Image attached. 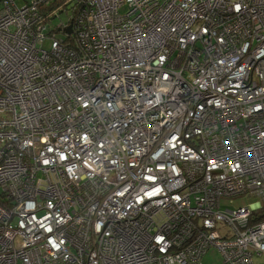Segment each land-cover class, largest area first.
<instances>
[{"label":"built area","instance_id":"1","mask_svg":"<svg viewBox=\"0 0 264 264\" xmlns=\"http://www.w3.org/2000/svg\"><path fill=\"white\" fill-rule=\"evenodd\" d=\"M46 2L0 8V264H254L264 0Z\"/></svg>","mask_w":264,"mask_h":264},{"label":"rangeland","instance_id":"2","mask_svg":"<svg viewBox=\"0 0 264 264\" xmlns=\"http://www.w3.org/2000/svg\"><path fill=\"white\" fill-rule=\"evenodd\" d=\"M67 18V15L63 12L59 16H56L53 19V24L57 25L61 21H65ZM44 48H47L49 46V42H46V44H42ZM256 201L261 202V200L254 196H239L232 198V201L229 199H223L222 200V208H236V206L239 205H247L252 208V205ZM259 217H264V205H262L261 209L258 211ZM222 260V256L218 250H209L206 252V254L203 256V262L204 264H219ZM254 264H264V254H254L253 256Z\"/></svg>","mask_w":264,"mask_h":264},{"label":"bare ground","instance_id":"3","mask_svg":"<svg viewBox=\"0 0 264 264\" xmlns=\"http://www.w3.org/2000/svg\"><path fill=\"white\" fill-rule=\"evenodd\" d=\"M221 134H222V137H224L225 139H228V140L230 139V142H231L232 134H230L228 131H224ZM263 137H264V135H263ZM234 143H235V141H232L229 145L232 146ZM256 144H257V142H256ZM178 146L179 145H177L175 147V149H177ZM172 154H173V152H172ZM175 154H176V152H175ZM181 157L184 158V161H183L184 163H186V162L187 163H189V162H195L197 160V159L191 158L189 156L186 157L188 159H186L184 156H181ZM240 162L243 163L241 160H240ZM239 167H241V165ZM175 169L180 173V166L179 165H176V168ZM208 170L211 171V169H208ZM176 185H178V183L176 184V182H175V186H173V187H176ZM170 187L171 186H169V188ZM126 192H128V195H126V196H128V198H129L130 197V194L132 192V188L127 187ZM203 194H204L203 199L199 202V206H198V209H199V213L200 214H203L204 210L201 207H202L203 204H206V202H208V205L209 206H213V197H211L209 199V196L206 194L205 191H203ZM117 199H120V198L118 197ZM115 206L117 208H124V206L122 207L119 204H115ZM230 215H231V212H228V211H225L224 213L221 214L222 218L225 219V221H226L227 227H229L230 228V231L232 232L234 230V228H235V225L233 224L234 223V220H233V218ZM180 223H181V221H180ZM200 228L203 229L204 231H207L208 230V228L207 227H204V226H200ZM224 228H226V227H224ZM191 239H192L193 244L196 245V241H195L196 240V237H195L194 232H193V235H191ZM248 241H249V237H246V239L243 240L244 244H246ZM117 252L120 253L121 250L120 249H117ZM113 264H123V263L122 262L120 263V261H118L117 259H114L113 260Z\"/></svg>","mask_w":264,"mask_h":264},{"label":"trees","instance_id":"4","mask_svg":"<svg viewBox=\"0 0 264 264\" xmlns=\"http://www.w3.org/2000/svg\"><path fill=\"white\" fill-rule=\"evenodd\" d=\"M3 1L4 0H0V8H2L3 6ZM31 0H15V3L17 5H20V4H24V3H29ZM72 0H48V2L46 3H40L38 5V11L42 14V16L44 17V19L47 21H50L51 23V29L52 27H54L55 25L53 24V19L56 17V16H59L61 13H65L67 15V18H68V10H70V8H72L71 6V2ZM79 1V0H78ZM74 9V8H73ZM56 10V11H54ZM66 18V20H67ZM65 20V21H66ZM64 22V21H62ZM50 29V30H51ZM49 30V31H50ZM53 31V29H52ZM44 44H46L44 42ZM209 250H215V249H209ZM208 250V251H209ZM206 254V253H205ZM204 254V255H205ZM203 255V256H204ZM203 256H202V261H203ZM204 263V262H203Z\"/></svg>","mask_w":264,"mask_h":264},{"label":"water","instance_id":"5","mask_svg":"<svg viewBox=\"0 0 264 264\" xmlns=\"http://www.w3.org/2000/svg\"><path fill=\"white\" fill-rule=\"evenodd\" d=\"M65 31H66V33H70L71 32L70 26H68L67 28H65Z\"/></svg>","mask_w":264,"mask_h":264}]
</instances>
